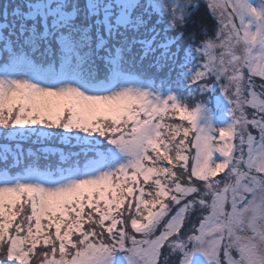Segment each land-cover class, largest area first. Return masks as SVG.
Instances as JSON below:
<instances>
[{"label": "snow or ice", "instance_id": "1", "mask_svg": "<svg viewBox=\"0 0 264 264\" xmlns=\"http://www.w3.org/2000/svg\"><path fill=\"white\" fill-rule=\"evenodd\" d=\"M199 6L0 0V264H264V0Z\"/></svg>", "mask_w": 264, "mask_h": 264}, {"label": "trees", "instance_id": "2", "mask_svg": "<svg viewBox=\"0 0 264 264\" xmlns=\"http://www.w3.org/2000/svg\"><path fill=\"white\" fill-rule=\"evenodd\" d=\"M199 8L198 10L194 13V16L192 18V21H190L187 31H197L199 32L200 26L201 25H206L209 29V35L212 34V30L215 28V20L213 19L207 4L204 3L203 1L199 0ZM174 34V33H171ZM192 220H194L193 224L191 225V229L192 230V226L198 224L199 219H200V214L199 211H197V213L193 216H191ZM187 229V228H186ZM173 262L174 264H176V260L178 259L177 257H173Z\"/></svg>", "mask_w": 264, "mask_h": 264}, {"label": "rangeland", "instance_id": "3", "mask_svg": "<svg viewBox=\"0 0 264 264\" xmlns=\"http://www.w3.org/2000/svg\"><path fill=\"white\" fill-rule=\"evenodd\" d=\"M201 1H203V2L206 3V4L208 3V0H201ZM255 79H256L257 84L261 83V81H260L259 78H255ZM249 114H251V110H249ZM0 142H2V141H0ZM25 146L27 147V142H25ZM193 222H194V220H192V218L190 217V218L186 221L185 228H187V230H190V229H191V225L193 224ZM86 227H87V226H86ZM137 238L140 239L141 237L138 235ZM164 251H165V253L167 252L166 249H165ZM162 259H163V258H162ZM221 259H222V260L224 259L223 254H221ZM169 264H174L173 259H171V260L169 261Z\"/></svg>", "mask_w": 264, "mask_h": 264}]
</instances>
